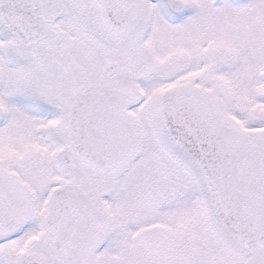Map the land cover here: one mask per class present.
Instances as JSON below:
<instances>
[{
    "label": "snow or ice",
    "instance_id": "6c2138e0",
    "mask_svg": "<svg viewBox=\"0 0 264 264\" xmlns=\"http://www.w3.org/2000/svg\"><path fill=\"white\" fill-rule=\"evenodd\" d=\"M0 264H264V0H0Z\"/></svg>",
    "mask_w": 264,
    "mask_h": 264
}]
</instances>
